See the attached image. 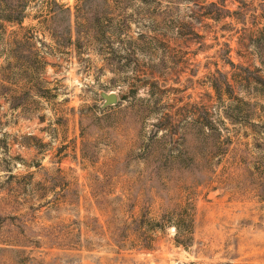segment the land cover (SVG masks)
<instances>
[{"label":"rangeland","instance_id":"obj_1","mask_svg":"<svg viewBox=\"0 0 264 264\" xmlns=\"http://www.w3.org/2000/svg\"><path fill=\"white\" fill-rule=\"evenodd\" d=\"M263 35L264 0H0V264H264Z\"/></svg>","mask_w":264,"mask_h":264},{"label":"water","instance_id":"obj_2","mask_svg":"<svg viewBox=\"0 0 264 264\" xmlns=\"http://www.w3.org/2000/svg\"><path fill=\"white\" fill-rule=\"evenodd\" d=\"M98 95L102 99L101 107L105 108L111 105H115L119 102V95L116 91H105L103 89L97 90Z\"/></svg>","mask_w":264,"mask_h":264},{"label":"trees","instance_id":"obj_3","mask_svg":"<svg viewBox=\"0 0 264 264\" xmlns=\"http://www.w3.org/2000/svg\"><path fill=\"white\" fill-rule=\"evenodd\" d=\"M210 5H213V3L210 4ZM67 11H68V10H67ZM262 38L264 39V35H263V36H260L258 39L255 40V44H256L257 46L260 45V44L262 43V41H263ZM258 42H259V44H258ZM231 64H232V63H231ZM220 76L223 77L222 74H220ZM213 82H214V83H213V86H214L215 89H216V88L218 87L216 79H214ZM125 97H126V95H123V96L121 97V99H125ZM175 227L177 228V225H175ZM176 241H177V243H179V244H184V241H178V239H177Z\"/></svg>","mask_w":264,"mask_h":264}]
</instances>
